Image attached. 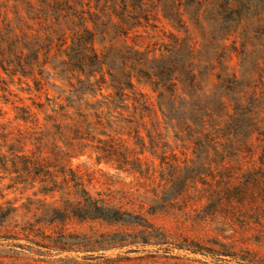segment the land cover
<instances>
[{
  "label": "trees",
  "instance_id": "trees-1",
  "mask_svg": "<svg viewBox=\"0 0 264 264\" xmlns=\"http://www.w3.org/2000/svg\"><path fill=\"white\" fill-rule=\"evenodd\" d=\"M149 1L0 0V103L14 112L7 118L0 107L7 118L0 121V186L34 189L42 204L51 194L65 196L47 223L60 224L52 227L59 236L70 219L102 221L130 226L134 231L113 234L133 242L235 254L182 241L146 213L94 196L70 166L90 153L133 175L203 176L175 183L185 189L180 200L192 188L209 219L224 215L244 228L264 222V0H200L238 17L209 43L215 58L205 60L207 78L197 71L200 59L185 54L200 52L199 40L170 34L157 49L138 42ZM180 3L172 0L169 8ZM240 46L263 49L246 60ZM230 53L240 59L237 68L227 65ZM205 81L215 89L211 97L202 93ZM20 122L31 124L30 132H16ZM171 131L178 146L166 139ZM17 201L0 204L3 237L16 238L5 225L13 213L31 212L33 197ZM29 229L35 244L52 237L45 225Z\"/></svg>",
  "mask_w": 264,
  "mask_h": 264
},
{
  "label": "rangeland",
  "instance_id": "rangeland-1",
  "mask_svg": "<svg viewBox=\"0 0 264 264\" xmlns=\"http://www.w3.org/2000/svg\"><path fill=\"white\" fill-rule=\"evenodd\" d=\"M156 2L158 6L154 9ZM180 2L176 10H171L169 6L172 0L149 1L147 14H143L145 18L141 27H138L140 36L137 40L143 48L149 46L154 49L160 46L161 40L168 41L167 36L170 34H176L186 41L199 40L203 45L200 52L191 55L186 49L185 54L200 59L197 71L203 72L201 75L207 78L205 60L215 58V49L208 46L209 43H215L222 35L225 36L227 30L225 31L223 26H227L234 18L236 19L233 20L234 24L237 23L238 17H233L231 13L219 14L220 9L216 4H205L200 0ZM240 18H245V12ZM231 40L227 41L228 47L232 46ZM240 48V52H245V56L240 55L239 58L246 60L251 58L253 50L263 49L261 46L257 49L242 46ZM230 55L232 59L227 65L237 68L240 62L237 53ZM216 72H221V69L217 67ZM203 87L204 97L213 96L215 89L211 84L205 81ZM139 88L149 97L154 96L150 87L140 85ZM1 106L4 111L9 112L7 118L14 116L10 105L0 103ZM7 118L0 117V121ZM30 125L20 122L16 132H30ZM11 127L8 126L9 131ZM166 139L171 147L178 146L176 144L180 142L174 131L168 133ZM183 140H186V136H183ZM70 166L76 170L78 177L84 180L94 196L111 198L128 209L146 213L157 226L164 227L172 236H179L182 241L189 238L206 248L225 249L229 252L234 250L236 253L217 255L206 250L195 252L190 247L181 249L170 246L171 249H165L167 245L133 242L132 237L113 234L134 231L130 226L127 229L120 224L102 221L70 219L64 225L67 229L66 236H59L53 234L52 227H59L60 224L47 223L51 220L53 209L62 205L65 196L62 197L60 193L51 194L42 204L37 201L39 197L33 195L34 189L21 191L0 186V194L5 195L4 199L0 198V204L6 199H12L18 200L16 204L21 205L27 202L28 196L33 197V203L29 207L31 212L21 208L5 223L14 229L16 233L12 235L16 238L3 237L5 229L1 228L0 264H264V222L244 228L239 227L237 222L232 223L224 215L209 219L207 210L201 208L199 201L195 200L198 191L192 188H189L190 197L180 200V194L185 189L179 186L176 189L175 183L182 179H188L190 182L192 177L199 179L203 176L133 175L104 161L98 162L96 155L90 156V153L73 158ZM149 212H155V215H149ZM31 224L35 228L45 225L47 228L45 232L52 235L51 239L40 240L39 244L29 241L26 234L31 232L29 229ZM57 232L61 230L58 229ZM122 238L127 240L120 241Z\"/></svg>",
  "mask_w": 264,
  "mask_h": 264
}]
</instances>
